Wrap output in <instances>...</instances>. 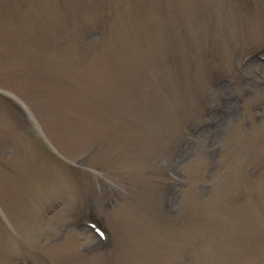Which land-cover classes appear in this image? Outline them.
I'll use <instances>...</instances> for the list:
<instances>
[{
	"label": "rangeland",
	"instance_id": "rangeland-1",
	"mask_svg": "<svg viewBox=\"0 0 264 264\" xmlns=\"http://www.w3.org/2000/svg\"><path fill=\"white\" fill-rule=\"evenodd\" d=\"M5 20L0 264H264V0Z\"/></svg>",
	"mask_w": 264,
	"mask_h": 264
},
{
	"label": "trees",
	"instance_id": "trees-1",
	"mask_svg": "<svg viewBox=\"0 0 264 264\" xmlns=\"http://www.w3.org/2000/svg\"><path fill=\"white\" fill-rule=\"evenodd\" d=\"M103 5V1L102 2H100V3H98V7H99V9L101 8V6ZM2 24H4V23H7V26H11V24L9 23V20H5L4 22H2V21H0ZM11 23H13L12 21H11ZM13 25V24H12ZM21 26L23 27V24L21 23ZM14 30H15V28L13 27V26H11Z\"/></svg>",
	"mask_w": 264,
	"mask_h": 264
}]
</instances>
